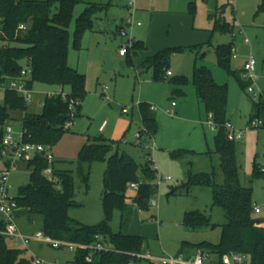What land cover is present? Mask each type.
Masks as SVG:
<instances>
[{
	"label": "rangeland",
	"instance_id": "374dc122",
	"mask_svg": "<svg viewBox=\"0 0 264 264\" xmlns=\"http://www.w3.org/2000/svg\"><path fill=\"white\" fill-rule=\"evenodd\" d=\"M261 2L262 0H83L75 5L69 26L68 64L85 75L87 93L81 102V114L66 126H71L69 132L53 147L56 168L72 171L75 178V200L80 205L70 209V217L87 225H96L103 220L102 194L107 165L104 162L92 165L90 185L86 189L77 173V159L85 143L93 142L95 137L106 136L113 140L112 153L117 150L126 153L139 165L149 161L157 170L158 190L153 198L158 204L151 206L149 211H134L129 227V232L147 238L145 250L149 249L158 256L164 253L176 255L183 241L192 244L203 241L219 243L221 225L227 222V218L223 208L214 205L213 188L184 187L189 171H215L216 183L222 185L225 181L221 156L215 147L217 131L208 121L204 105L198 100L193 84L196 62L209 67L218 83L228 85L227 116L235 130L245 131L243 139L235 140L240 181L243 186L253 189L254 203L261 206L264 204V178L254 176L256 163L264 170V128L249 127L253 105L249 93L241 87L233 74L227 73L217 63L218 45L233 42L234 35L230 32H213L216 18L223 17L235 25L238 45L247 54L252 52L257 59L254 87L264 90V13L255 16ZM88 3L112 6L93 18L92 27L85 30L78 46H75L77 19ZM181 15H187L188 21ZM121 23L128 29V35H132L135 41L143 42L139 50L145 49V44L155 52L164 48L204 44L210 39L211 44L204 45L202 49L174 53L167 67L172 74L155 81L154 69L141 70L140 67H135L138 60L134 64L130 63L135 57L134 50L129 49L127 62L126 57L120 55V48L129 41L128 35L121 34ZM242 26L246 28L245 34L239 33L238 29ZM246 37L250 39V44L244 42ZM110 53L114 54L115 64L113 69L106 71V59ZM242 63L241 58L233 59V69H240ZM180 77L187 79L181 86L175 84V80ZM175 88L183 89L184 94L173 95ZM32 90L34 95L27 104V111L38 114L42 111L45 98L59 94L62 88L36 81ZM63 91L69 93L70 87L65 86ZM140 101L156 106L154 113L159 124V131L153 138H148L145 145L141 144L143 139L137 136L142 125L137 105ZM3 102V90H0V103ZM123 108H128L129 113H123ZM23 117L22 111L13 113L10 123L15 130L22 129ZM3 150L0 146V172L6 168ZM188 150L195 151L196 154L192 155ZM179 151L186 153L174 158L173 154ZM30 174L27 161H17L13 165L8 182L10 197L20 195L21 188L31 182ZM47 176L51 177V174ZM168 176L171 177L170 180L166 179ZM174 189L177 192L172 194ZM135 193L129 187L126 192L127 202L132 200ZM190 211L209 215L218 226L215 229L207 227L197 231L187 229L183 225V218ZM120 215V211H115L111 222L114 232L120 230ZM254 216L264 220V209L261 214ZM3 220L4 216L0 212V222ZM16 222L24 234L31 235L43 230L44 216L37 212L23 211ZM6 239L9 247L21 248L26 257L39 258L43 264H72L76 257L75 251L53 248L48 244L42 246L36 240H32L28 246H17Z\"/></svg>",
	"mask_w": 264,
	"mask_h": 264
},
{
	"label": "trees",
	"instance_id": "16d2710c",
	"mask_svg": "<svg viewBox=\"0 0 264 264\" xmlns=\"http://www.w3.org/2000/svg\"><path fill=\"white\" fill-rule=\"evenodd\" d=\"M80 2L83 0H0V83L18 78L23 68L28 67L31 72L28 80L30 88L36 81L58 85L62 89L65 86L70 87L65 99L60 94L47 96L42 111L38 114L27 111L28 103L17 92L5 90L4 102L0 103V146L4 136L3 128L6 124H11L13 113L16 111L24 112L22 124L25 131L24 140L52 147L69 132L66 126L81 114V102L87 93L85 75L68 64L69 26L74 7ZM111 6L99 3L86 5L77 19L75 46H78L85 30L92 27L93 18ZM260 13H264V0L258 5L255 16ZM23 24L29 25L24 32L20 30ZM233 28L230 22L221 17L215 19L213 32L232 33ZM142 44L143 42L135 41L129 49L134 50L136 55ZM210 44L211 39L204 44L189 47L164 48L146 57L139 67L141 70L154 69L153 79L163 80L174 53L202 49L204 45ZM233 45L234 42L218 45L217 63L227 73L233 74L241 87L247 90L251 81L243 79V68L234 70L232 67ZM129 60H132L131 57ZM186 82L185 77L175 80V84L180 86ZM193 84L198 100L204 105L208 121L211 120L217 127L215 147L221 156L225 181L222 185L217 184L215 171L212 173L189 171L184 187L188 189L193 186L212 187L214 205L223 208L227 222L221 225L219 243L203 241L192 244L183 241L179 253H187L197 248L220 254L239 251L251 254L254 264H264V220L258 223L254 216L253 189L241 184L236 143L227 136L226 123L230 122L227 116L228 85L218 83L213 71L205 65H198L197 62L194 65ZM178 93L184 94L182 89L175 88L173 95ZM251 101L253 105L250 123L256 118L264 119V102L252 98ZM139 113L142 120L139 134L141 139L147 142L148 138H153L157 134L159 124L150 103L140 102ZM143 141L141 144L145 145ZM113 145L112 140L98 136L93 142L85 143L78 154L77 173L86 189L90 185L92 165L97 162H104L107 165L102 194L104 217L96 225L84 224L69 215L71 208L80 205L75 200V178L72 171L54 168L53 177L49 178L44 171L50 165L54 167V161L50 164L44 155L23 160L28 162V168L31 170V182L22 187L20 195L15 197L21 208L16 215L23 211L40 213L44 216L43 231L53 238L87 244L102 242L111 248L97 251L92 263L86 262V251H79L73 264H129L133 260L129 252L145 250L147 238L131 234L129 227L133 221L135 207L141 211L150 210V202L158 190L157 170L149 161L139 165L126 153L119 150L112 153ZM188 152L196 154L195 151ZM184 153L186 152L179 151L174 153L173 157L178 158ZM254 176L264 178V170L258 163L254 167ZM131 183L139 184V188L132 200L127 202L126 192ZM176 192L174 189L171 193ZM117 210L121 214L120 230L114 232L111 222ZM3 225L1 221L0 227ZM183 225L193 231L207 227L215 229L218 226L212 222L209 215L200 211L186 212ZM33 260L26 257L23 249L9 247L6 237L0 235V264H33Z\"/></svg>",
	"mask_w": 264,
	"mask_h": 264
},
{
	"label": "built area",
	"instance_id": "2783aa9c",
	"mask_svg": "<svg viewBox=\"0 0 264 264\" xmlns=\"http://www.w3.org/2000/svg\"><path fill=\"white\" fill-rule=\"evenodd\" d=\"M130 22L128 21V24ZM130 25V24H129ZM29 25H21L20 30L22 32L26 31ZM122 35H128V29L121 28ZM129 36V41L127 44L122 45L120 48V55L126 56L129 48L132 47L135 42L132 35ZM246 44H250V39L245 38ZM233 59L238 57V50L235 45L232 47ZM243 79L251 81V84L247 88L250 97L255 101L264 102V90L255 89L254 84L257 79V59L250 53L247 57L243 66ZM30 70L28 67L23 68L21 75L18 78L10 79L4 83H0V90H13L17 92L24 100L28 103L33 98V90L28 86V80L30 79ZM172 73L167 71V76ZM65 99L67 93L63 90L59 93ZM55 94V95H59ZM140 102L138 103V105ZM173 105L175 103L173 102ZM151 109L155 110L156 107L151 105ZM127 109H124L126 112ZM172 111V110H171ZM214 130H216V125L210 120L209 121ZM250 128H264V119L256 118L251 121ZM227 136L230 140H241L244 138L245 131H237L231 125L230 122L226 123ZM3 141L2 147L4 148L2 156L4 158V163L6 168L0 172V212L4 216L3 227H0V235L5 236L10 239L15 245L28 246L32 240H36L41 243L42 246L48 244L53 248L62 249L66 248L78 253L79 251H86L85 260L87 263H92L95 260V253L101 250H110L109 246L102 242H94L92 244L81 243L76 241H69L64 239H56L52 236L46 234L43 230L38 231L34 234L28 235L24 234L17 225V215L16 212L20 210L15 197H10L9 195V177L13 165L17 161L29 160L36 155H44L47 157L49 163H53L54 154L53 147L51 145H45L40 143H30L24 140L25 131L15 130L12 124H6L3 128ZM138 138L140 134H137ZM146 144V143H145ZM44 173H53L52 165L47 168ZM166 179L170 180L171 177L168 176ZM159 184V182H157ZM130 187L135 191L138 190L139 184L131 183ZM151 206H156L158 204L156 199L151 200ZM264 209V204L258 205L254 203L253 213L261 214ZM133 260L129 264H142V262L153 263V264H254L252 255L245 252L230 251L224 254L218 252L197 248L191 250L189 253H177L176 255H169L164 253L161 256L153 254L149 250H143L141 252H129L128 253ZM34 264H43V261L39 258L33 260ZM73 264V263H72Z\"/></svg>",
	"mask_w": 264,
	"mask_h": 264
},
{
	"label": "crops",
	"instance_id": "0c3cea01",
	"mask_svg": "<svg viewBox=\"0 0 264 264\" xmlns=\"http://www.w3.org/2000/svg\"><path fill=\"white\" fill-rule=\"evenodd\" d=\"M98 15H96V17H97ZM181 17H183V18H185V19H187V21H188V16L187 15H181ZM99 18H101L100 16H99ZM102 19V18H101ZM183 23H184V21H183ZM233 25V32H232V34L234 35V41L233 42H235L234 43V45L236 46V48L238 49V57L236 58V59H234V60H239L240 58L241 59H243V65H242V67L240 68V69H242L243 68V66H244V63H245V61H246V59H247V57L249 56V53L247 54L246 52H244L243 51V49H241V47H240V45H238V39H237V36L235 35V31H237V29H236V27H235V25L234 24H232ZM123 27V24L121 23V25H120V29ZM239 33L240 34H245L246 33V28L245 27H239ZM237 42V43H236ZM145 49H142V50H138L137 51V53H136V55H135V57L133 58V60L130 62L131 64H134L135 63V60H138V64L135 66V67H138L139 68V66L141 65V63L143 62V60L146 58V57H148V56H151V55H154L156 52L155 51H151L150 49H149V46H147L146 44H145ZM250 53H252V52H250ZM253 54V53H252ZM122 56V55H121ZM124 57H126V62H127V55L126 56H124ZM122 63V62H121ZM140 69V68H139ZM63 90V89H62ZM183 90V89H182ZM3 95H4V91H3ZM140 102H147V101H140ZM139 103V102H138ZM138 103H137V105H138ZM147 103H149V102H147ZM152 106H155V105H153L152 103H150ZM176 105V104H175ZM156 107V106H155ZM124 109H127V111L126 112H124ZM138 109H139V105H138ZM156 110V109H155ZM154 110V111H155ZM171 110H173V109H171ZM123 113H125V114H128L129 113V110H128V108H123ZM140 114V113H139ZM207 117V116H206ZM141 118V117H140ZM229 119V118H228ZM73 122V121H72ZM69 128H71V126L69 127ZM139 134V133H138ZM105 138H107V139H110V140H112L110 137H106V136H104ZM113 141V140H112ZM114 146V145H113ZM55 161H56V159H55V156H54V167L52 166V170L54 169V168H56V165H55ZM57 169V168H56ZM46 174V176H47V174H51V177H49V178H52L53 177V173H45ZM48 177V176H47ZM135 195H136V193H135ZM134 195V196H135ZM158 202V201H157ZM153 206V205H152ZM139 209L137 208V207H135V209H134V211H135V213H136V211H138ZM140 211V210H139ZM135 213H134V215H135ZM22 214V213H21ZM21 214H19L18 216H17V218H19V216L21 215ZM115 214V213H114ZM260 220H263V219H260ZM132 224V223H131ZM131 224H130V226H131ZM131 234H135V235H138V234H136V233H132V232H130ZM141 236H143V235H141ZM144 237V236H143ZM10 240V239H9ZM11 241V240H10ZM149 250V249H148ZM150 251V250H149ZM191 250H189V252H190ZM189 252H187V253H189ZM178 253H179V251H178ZM157 255V254H156ZM160 255V254H159ZM75 259V258H74ZM142 264H148L147 262H142Z\"/></svg>",
	"mask_w": 264,
	"mask_h": 264
},
{
	"label": "water",
	"instance_id": "95a60500",
	"mask_svg": "<svg viewBox=\"0 0 264 264\" xmlns=\"http://www.w3.org/2000/svg\"><path fill=\"white\" fill-rule=\"evenodd\" d=\"M115 64V57L113 53L108 54L107 59H106V65H105V70L108 71L110 69H113ZM70 118H72V116H69ZM143 143H147L146 141H143ZM261 220L258 219V223H260Z\"/></svg>",
	"mask_w": 264,
	"mask_h": 264
}]
</instances>
